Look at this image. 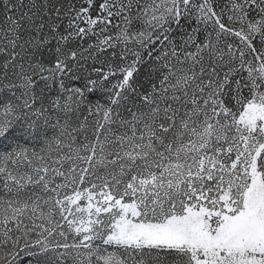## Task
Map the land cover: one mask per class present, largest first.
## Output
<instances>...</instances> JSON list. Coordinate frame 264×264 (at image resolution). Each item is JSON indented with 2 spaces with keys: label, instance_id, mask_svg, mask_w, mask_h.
<instances>
[{
  "label": "snow or ice",
  "instance_id": "6c2138e0",
  "mask_svg": "<svg viewBox=\"0 0 264 264\" xmlns=\"http://www.w3.org/2000/svg\"><path fill=\"white\" fill-rule=\"evenodd\" d=\"M0 264H264V0H0Z\"/></svg>",
  "mask_w": 264,
  "mask_h": 264
}]
</instances>
